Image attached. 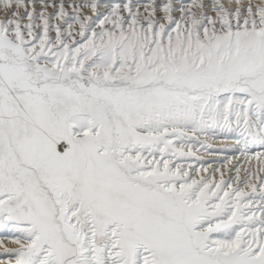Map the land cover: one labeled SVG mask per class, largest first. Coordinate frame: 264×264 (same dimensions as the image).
Masks as SVG:
<instances>
[{
	"label": "snow or ice",
	"instance_id": "6c2138e0",
	"mask_svg": "<svg viewBox=\"0 0 264 264\" xmlns=\"http://www.w3.org/2000/svg\"><path fill=\"white\" fill-rule=\"evenodd\" d=\"M0 249L264 264V0H0Z\"/></svg>",
	"mask_w": 264,
	"mask_h": 264
},
{
	"label": "bare ground",
	"instance_id": "6f19581e",
	"mask_svg": "<svg viewBox=\"0 0 264 264\" xmlns=\"http://www.w3.org/2000/svg\"><path fill=\"white\" fill-rule=\"evenodd\" d=\"M71 10V8L68 9V11ZM51 11V10H50ZM222 146H226V145H223V144H216L215 147L217 148H220ZM222 157H215V156H208L206 157V159L208 160H216V159H221ZM9 247H12L13 245H11L10 243L8 244ZM0 251H2V249H0Z\"/></svg>",
	"mask_w": 264,
	"mask_h": 264
},
{
	"label": "rangeland",
	"instance_id": "374dc122",
	"mask_svg": "<svg viewBox=\"0 0 264 264\" xmlns=\"http://www.w3.org/2000/svg\"><path fill=\"white\" fill-rule=\"evenodd\" d=\"M69 12H71V10H69ZM222 147H225V146H222Z\"/></svg>",
	"mask_w": 264,
	"mask_h": 264
}]
</instances>
